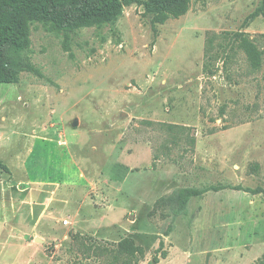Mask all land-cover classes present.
Masks as SVG:
<instances>
[{
  "label": "rangeland",
  "instance_id": "374dc122",
  "mask_svg": "<svg viewBox=\"0 0 264 264\" xmlns=\"http://www.w3.org/2000/svg\"><path fill=\"white\" fill-rule=\"evenodd\" d=\"M145 1L0 70V264H264L263 0Z\"/></svg>",
  "mask_w": 264,
  "mask_h": 264
},
{
  "label": "trees",
  "instance_id": "16d2710c",
  "mask_svg": "<svg viewBox=\"0 0 264 264\" xmlns=\"http://www.w3.org/2000/svg\"><path fill=\"white\" fill-rule=\"evenodd\" d=\"M138 0H0V70L13 79L19 68V51L34 22L55 31H69L92 17L116 13L123 4ZM145 10L179 16L186 12L188 0H146ZM264 11V0L250 17Z\"/></svg>",
  "mask_w": 264,
  "mask_h": 264
},
{
  "label": "water",
  "instance_id": "95a60500",
  "mask_svg": "<svg viewBox=\"0 0 264 264\" xmlns=\"http://www.w3.org/2000/svg\"><path fill=\"white\" fill-rule=\"evenodd\" d=\"M74 126L77 125V119H74L73 123H72ZM36 241H39L40 239L39 238H35Z\"/></svg>",
  "mask_w": 264,
  "mask_h": 264
},
{
  "label": "crops",
  "instance_id": "0c3cea01",
  "mask_svg": "<svg viewBox=\"0 0 264 264\" xmlns=\"http://www.w3.org/2000/svg\"><path fill=\"white\" fill-rule=\"evenodd\" d=\"M101 219H102V220H106V217H105V216H102ZM35 238H36V237H35Z\"/></svg>",
  "mask_w": 264,
  "mask_h": 264
},
{
  "label": "built area",
  "instance_id": "2783aa9c",
  "mask_svg": "<svg viewBox=\"0 0 264 264\" xmlns=\"http://www.w3.org/2000/svg\"><path fill=\"white\" fill-rule=\"evenodd\" d=\"M64 223L66 224L67 223V220H64Z\"/></svg>",
  "mask_w": 264,
  "mask_h": 264
}]
</instances>
